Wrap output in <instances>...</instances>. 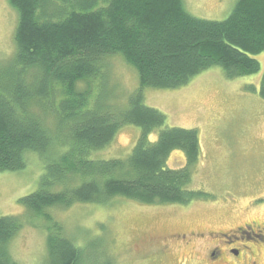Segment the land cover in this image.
<instances>
[{"label": "trees", "instance_id": "16d2710c", "mask_svg": "<svg viewBox=\"0 0 264 264\" xmlns=\"http://www.w3.org/2000/svg\"><path fill=\"white\" fill-rule=\"evenodd\" d=\"M9 2L19 25L16 56L9 69L0 67V172L25 169L28 154L36 153L45 173L39 190L19 200L24 214L0 217V264H18L10 243L26 225L46 233L45 264H96L87 245L66 235L57 210L116 198L181 206L208 196L190 189L202 156L200 133L165 128L167 115L146 105L144 91L175 90L218 67L232 80L259 74L264 0H238L227 20L216 22L190 15L183 0ZM117 55L141 82L123 111L102 108L92 89H79ZM261 77L264 98V72ZM126 125L142 129L128 157L91 159ZM157 129L163 130L151 143ZM176 151L185 155V168L168 167ZM105 257L103 264H113Z\"/></svg>", "mask_w": 264, "mask_h": 264}, {"label": "rangeland", "instance_id": "374dc122", "mask_svg": "<svg viewBox=\"0 0 264 264\" xmlns=\"http://www.w3.org/2000/svg\"><path fill=\"white\" fill-rule=\"evenodd\" d=\"M9 1L0 0V67L6 70L16 56L19 25V13ZM237 1L183 0L190 15L213 22L227 20ZM256 59L262 66L257 75L232 80L218 67L175 90L144 91L146 105L167 115L165 128L200 133L202 156L193 170L190 189L208 196L181 206H147L116 198L106 205L79 204L54 211L66 235L87 245L96 264L106 262L105 256L113 264H198V254L184 244L172 243L171 255L161 257L150 248L151 242L161 244L176 233L225 231L257 218L264 221V208L250 209L264 207V98L260 96L264 53ZM105 62L102 74L80 83L79 89H92L93 102L102 108L126 110L141 85L138 71L122 55L110 56ZM162 130L150 136L151 143L157 142ZM141 137L140 127L126 125L91 159H125ZM27 162L18 172H0V217L24 214L19 200L40 188L44 162L36 153H29ZM185 166L181 151L171 154L168 167L179 170ZM9 249L18 264H45L49 259L46 233L29 225Z\"/></svg>", "mask_w": 264, "mask_h": 264}, {"label": "flooded vegetation", "instance_id": "af4514ba", "mask_svg": "<svg viewBox=\"0 0 264 264\" xmlns=\"http://www.w3.org/2000/svg\"><path fill=\"white\" fill-rule=\"evenodd\" d=\"M263 208L250 209L259 211ZM156 242H151L150 248L161 257L170 256L172 243H177L193 249L198 254V264H264V221L260 218L231 230L176 233L161 244ZM199 247L202 252H196Z\"/></svg>", "mask_w": 264, "mask_h": 264}]
</instances>
